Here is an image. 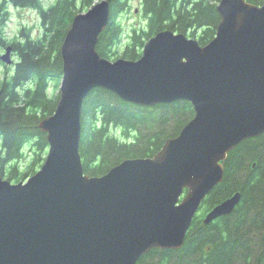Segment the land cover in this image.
I'll use <instances>...</instances> for the list:
<instances>
[{"label": "water", "instance_id": "obj_1", "mask_svg": "<svg viewBox=\"0 0 264 264\" xmlns=\"http://www.w3.org/2000/svg\"><path fill=\"white\" fill-rule=\"evenodd\" d=\"M217 10L208 43L166 28L134 60L96 50L108 0L74 16L60 46L59 100L38 123L45 160L25 181L0 177V264H141L151 249L183 246L200 203L223 180L227 153L264 133V0H220ZM11 52L0 59L10 64ZM94 88L140 106L187 100L194 116L153 156L89 175L79 143ZM240 197L214 205L203 222L231 213Z\"/></svg>", "mask_w": 264, "mask_h": 264}, {"label": "trees", "instance_id": "obj_2", "mask_svg": "<svg viewBox=\"0 0 264 264\" xmlns=\"http://www.w3.org/2000/svg\"><path fill=\"white\" fill-rule=\"evenodd\" d=\"M108 1L109 24L96 44L99 55L107 59L139 58L148 39L166 28L188 32L204 45L214 37L220 20V0H141L146 24L133 27L123 41L118 17L129 9V0ZM92 4L93 0H55L44 7L41 0H0V48L11 45L18 58L11 75L0 80V177L23 181L43 163L48 143L38 123L53 113L59 100V91L49 90L53 82L57 89L62 77L60 46L74 16ZM10 5L39 11L38 36L31 37L30 28L23 26L19 39L6 37ZM193 116L187 100L140 106L103 88L92 89L81 112L79 153L84 172L99 176L126 158L153 156ZM222 164L223 180L203 201L183 246L151 249L139 263L264 264V133L241 141ZM237 191L241 197L231 213L202 222L206 211Z\"/></svg>", "mask_w": 264, "mask_h": 264}, {"label": "rangeland", "instance_id": "obj_3", "mask_svg": "<svg viewBox=\"0 0 264 264\" xmlns=\"http://www.w3.org/2000/svg\"><path fill=\"white\" fill-rule=\"evenodd\" d=\"M98 1L100 0H93V3H97ZM41 2L44 7H47L53 4L55 0H41ZM140 3L141 0H129V5H130L129 9L119 14L118 19L119 21H121L123 27V41L127 39L128 32H130L133 27H139L146 24V18H144L142 12H140ZM8 13H9L8 14L9 19L7 20V23L5 24V28H4L6 37L8 39L13 38L14 36L19 39L21 36L20 29L23 28V26L30 28L29 34L31 37H36L40 34L41 32L40 13L37 9L32 8L30 6L15 7L10 5L8 8ZM186 35L188 37H192L189 35L188 32H186ZM6 46L0 48V54L4 52ZM11 57L15 64V62L18 61V58L16 54H14V51ZM110 60H114V59H110ZM14 64L13 63L4 64L3 62L0 61V80L5 76L11 75V73L14 70L13 69ZM60 82L57 89L54 88V82L51 83V89L49 91L51 93L58 92L60 90ZM23 162L24 159L22 160V163Z\"/></svg>", "mask_w": 264, "mask_h": 264}, {"label": "flooded vegetation", "instance_id": "obj_4", "mask_svg": "<svg viewBox=\"0 0 264 264\" xmlns=\"http://www.w3.org/2000/svg\"><path fill=\"white\" fill-rule=\"evenodd\" d=\"M209 193H210V192H209ZM208 195H209V194H208ZM208 195H207V196H208ZM207 196H206V197H207ZM206 197H205V198L202 200V202L200 203L199 209L197 210V212H196L195 215L199 214V210H200L201 206L203 205V201L206 199ZM220 202H221V201H220ZM212 207H213V206H212ZM212 207H211V208H212ZM211 208H210V209H211ZM210 209H209V210H210ZM209 210H208V211H209ZM208 211L205 212L204 217H203V220H204V218H205V216H206V214H207ZM195 215H194V216H195ZM222 216H223V215H222ZM220 217H221V216H220ZM193 218H194V217H193ZM218 218H219V217H218ZM218 218H216V219H218ZM216 219H214V220H216ZM203 220H202V222H203ZM214 220H213V221H214ZM203 223H204V222H203ZM205 224H207V223H205Z\"/></svg>", "mask_w": 264, "mask_h": 264}, {"label": "bare ground", "instance_id": "obj_5", "mask_svg": "<svg viewBox=\"0 0 264 264\" xmlns=\"http://www.w3.org/2000/svg\"><path fill=\"white\" fill-rule=\"evenodd\" d=\"M233 148H234V147H233ZM233 148H232V149H233ZM232 149H231V150H232Z\"/></svg>", "mask_w": 264, "mask_h": 264}]
</instances>
